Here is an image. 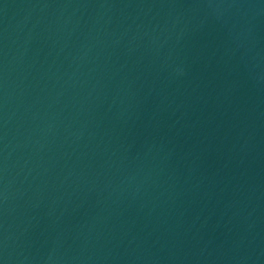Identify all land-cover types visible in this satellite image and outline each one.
I'll return each instance as SVG.
<instances>
[{"label": "water", "instance_id": "obj_1", "mask_svg": "<svg viewBox=\"0 0 264 264\" xmlns=\"http://www.w3.org/2000/svg\"><path fill=\"white\" fill-rule=\"evenodd\" d=\"M0 264H264V0H0Z\"/></svg>", "mask_w": 264, "mask_h": 264}]
</instances>
